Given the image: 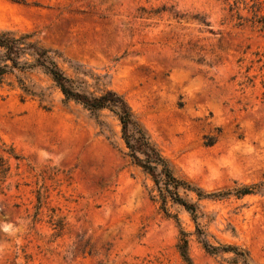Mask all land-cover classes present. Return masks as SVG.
<instances>
[{
    "label": "rangeland",
    "instance_id": "obj_1",
    "mask_svg": "<svg viewBox=\"0 0 264 264\" xmlns=\"http://www.w3.org/2000/svg\"><path fill=\"white\" fill-rule=\"evenodd\" d=\"M255 5L264 14V0H0V28L61 51L72 76L70 61L107 74L177 176L214 191L264 176V85L245 76L264 50ZM30 80L43 98L0 83V264H184L180 226L194 264H241L208 254L182 206L163 208L117 119L105 112L103 129L47 77ZM200 205L217 240L264 264V195Z\"/></svg>",
    "mask_w": 264,
    "mask_h": 264
},
{
    "label": "trees",
    "instance_id": "obj_2",
    "mask_svg": "<svg viewBox=\"0 0 264 264\" xmlns=\"http://www.w3.org/2000/svg\"><path fill=\"white\" fill-rule=\"evenodd\" d=\"M252 11L254 22L264 27V14L261 13V9L255 5ZM254 54L256 59L252 62L258 63V73L254 75L246 73L245 76L247 80L252 81L253 77L260 75L264 85V50L255 51ZM62 60L67 61L61 51L46 46L35 38L34 33L19 34L10 29L0 28V83L15 76L25 94L43 98L45 89L33 80L26 81L29 75L38 73L47 77L52 85L61 91L64 100L73 101L86 109L103 129L109 126V123L102 119L105 112H108L120 124L121 137L131 161L153 180L154 189L158 192L163 208H166L167 201L171 200L191 214L195 222L194 235L208 254L219 256L231 252L234 263L252 264L246 248L217 240L215 235L201 224L198 214L201 208L200 201L203 199H222L232 195L238 198L254 194L264 195V176L257 182H237L232 187L214 191H207L177 176L169 158L138 118L124 94L108 85L106 82L108 75L96 73L84 64L70 61L76 74L72 76L62 66ZM251 67L252 65L248 66L246 71L248 72ZM186 193L195 194L197 199L192 200ZM176 220L180 226L178 218ZM176 247L184 264H194L190 254L189 233L181 226Z\"/></svg>",
    "mask_w": 264,
    "mask_h": 264
}]
</instances>
